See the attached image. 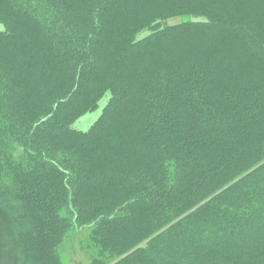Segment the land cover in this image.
I'll return each mask as SVG.
<instances>
[{"label":"trees","instance_id":"obj_1","mask_svg":"<svg viewBox=\"0 0 264 264\" xmlns=\"http://www.w3.org/2000/svg\"><path fill=\"white\" fill-rule=\"evenodd\" d=\"M0 23L14 264L70 235L86 264L147 240L115 264H264V0H0Z\"/></svg>","mask_w":264,"mask_h":264},{"label":"rangeland","instance_id":"obj_2","mask_svg":"<svg viewBox=\"0 0 264 264\" xmlns=\"http://www.w3.org/2000/svg\"><path fill=\"white\" fill-rule=\"evenodd\" d=\"M1 27L0 23V29ZM107 100L108 94H105L98 107L76 119L72 127L79 131H87L89 126L101 115V110ZM78 232L75 231L76 234ZM16 251L17 245L13 238L9 218L0 210V264H14ZM59 255L63 264H86L93 257V251L87 238L82 237L79 240H74L70 235L59 248Z\"/></svg>","mask_w":264,"mask_h":264},{"label":"water","instance_id":"obj_3","mask_svg":"<svg viewBox=\"0 0 264 264\" xmlns=\"http://www.w3.org/2000/svg\"><path fill=\"white\" fill-rule=\"evenodd\" d=\"M258 167H259V166H257V167H255V168H253L252 170L248 171L247 174L250 173V172H252L253 170L257 169ZM247 174H245L244 176H246ZM228 187H229V186L225 187L224 189H226V188H228ZM221 191H222V190H221ZM194 210H195V208H193L192 211H194ZM192 211H191L190 213H192ZM190 213H188V214H190ZM188 214H186V215H188ZM186 215H184V216H186ZM184 216H183V217H184ZM158 234H159V233H158ZM152 237H153V236H152ZM152 237H151V238H152ZM149 241H150V240H147V241H145L144 243H142V244L136 246L135 249L129 251L128 253H126L125 255H123L120 259L114 261V262L111 263V264H115V263H117L118 261H121L122 259H124V258L130 256L133 252H135L137 249L141 248L143 245L147 244Z\"/></svg>","mask_w":264,"mask_h":264}]
</instances>
